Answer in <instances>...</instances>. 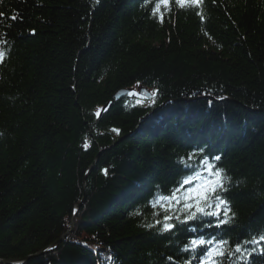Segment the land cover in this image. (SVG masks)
Returning <instances> with one entry per match:
<instances>
[{
	"label": "trees",
	"instance_id": "trees-1",
	"mask_svg": "<svg viewBox=\"0 0 264 264\" xmlns=\"http://www.w3.org/2000/svg\"><path fill=\"white\" fill-rule=\"evenodd\" d=\"M154 4L0 0V258L60 239L86 193L75 230L23 264H180L193 233L145 227L164 215L147 201L157 186L168 193L179 158L199 148L221 156L235 219L193 223L195 235L234 246L264 233V0H203V20L170 0L162 23ZM122 89L159 91L150 107L143 95L116 99ZM203 95L214 98L184 101ZM238 257L224 264H245Z\"/></svg>",
	"mask_w": 264,
	"mask_h": 264
},
{
	"label": "snow or ice",
	"instance_id": "snow-or-ice-1",
	"mask_svg": "<svg viewBox=\"0 0 264 264\" xmlns=\"http://www.w3.org/2000/svg\"><path fill=\"white\" fill-rule=\"evenodd\" d=\"M175 4L181 9L194 6L199 9L196 14L201 20L204 19L203 0H175ZM168 10H170V0H155L151 12L152 16L162 23L164 13ZM0 16H3V13H0ZM16 18L12 17V19ZM0 43L4 42L0 41ZM5 55V50L0 48V63L4 61ZM158 91L155 89L150 94L146 91L145 93L133 92L130 95H143L149 101L148 106L151 107L156 103ZM137 103L142 104L143 101L138 100ZM112 131L119 132L115 128ZM84 147H88L87 141ZM220 160V155L206 154L204 148L193 150L186 157H180L178 164L181 166L182 174L174 181V186L167 194L161 192L157 186L153 196L147 201V205L153 209L154 216H160L161 213L164 215L162 219L146 224L145 227L151 229L159 225L158 231L163 234L171 233L178 225H185L188 226L189 232L193 233L180 248L182 253L189 254L188 258L181 260L180 264H194L196 261L198 264H224L225 259H231L236 254L244 259L245 264H254L258 256L264 258V233L237 242L234 246L231 245L229 239L220 234L195 235L198 228L192 227L193 223L223 229L235 219V213L224 196L231 186V177L227 175L223 167L218 166ZM103 171L107 175V169ZM134 214L141 215V212L137 209ZM205 217L211 219L205 221ZM248 245L252 247L249 248ZM168 259L171 260L172 257Z\"/></svg>",
	"mask_w": 264,
	"mask_h": 264
},
{
	"label": "water",
	"instance_id": "water-1",
	"mask_svg": "<svg viewBox=\"0 0 264 264\" xmlns=\"http://www.w3.org/2000/svg\"><path fill=\"white\" fill-rule=\"evenodd\" d=\"M129 92H131V89H122V90H120V91H118L116 93L115 98L116 99H121L125 95H127ZM208 98H214V97H212L211 95H206V96H201V97H195V98H192L190 100L208 99ZM226 100L235 101L233 98L227 97V96L225 98L221 99V101H226ZM176 101L177 100L171 99V100H168L166 103L176 102ZM236 102H238V101H236ZM164 105H165V103L163 105H161V107H163ZM255 111H258V110H255ZM149 116H150V113H147V115L144 116L142 119L144 120V119H146ZM104 151H105V149L101 148L100 154L97 155L95 162L90 167V169H89V171H88V173H87V175L85 177L84 186H86V181H87L88 175L94 170V168H95V166H96V164H97V162L99 160V157H100L101 153L104 152ZM86 198H87V194L85 193L83 200L81 202L75 204V209H74L73 215L71 217V229L65 235H63L60 239H58L57 241L51 243L49 246H47L46 248L42 249L38 253L33 254V255H29V256H27L25 258H22V259H16V258L4 259V258H0V264H23L24 262H27L28 260H30L32 258L41 256V255H45V254L57 249L58 246L60 245V243L62 242V240L65 239L70 233H72L75 230V214L83 206V204L86 201Z\"/></svg>",
	"mask_w": 264,
	"mask_h": 264
},
{
	"label": "bare ground",
	"instance_id": "bare-ground-1",
	"mask_svg": "<svg viewBox=\"0 0 264 264\" xmlns=\"http://www.w3.org/2000/svg\"><path fill=\"white\" fill-rule=\"evenodd\" d=\"M192 98H195V97H189V98H186L184 101H186V102H196V101H199V100H202V99H197V100H190V99H192ZM176 102H178V101H176ZM176 102H174V103H176ZM174 110L173 109H169V110H167L166 112H167V114H171V112H173ZM264 111V110H263ZM148 113H150V116L149 117H151L152 115H154V113H155V110H153V111H150V112H148ZM149 117H147L146 119H148ZM146 119H142V121H141V123L139 124L140 126L142 125V122H144ZM211 219V218H210ZM183 254H185V253H182L180 250L178 251V253H177V255H183Z\"/></svg>",
	"mask_w": 264,
	"mask_h": 264
}]
</instances>
